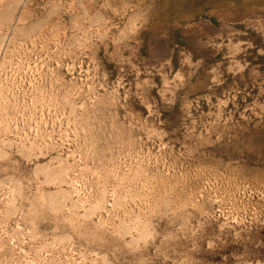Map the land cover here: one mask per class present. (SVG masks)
Instances as JSON below:
<instances>
[{
  "label": "rangeland",
  "instance_id": "1",
  "mask_svg": "<svg viewBox=\"0 0 264 264\" xmlns=\"http://www.w3.org/2000/svg\"><path fill=\"white\" fill-rule=\"evenodd\" d=\"M0 264H264V0H0Z\"/></svg>",
  "mask_w": 264,
  "mask_h": 264
}]
</instances>
